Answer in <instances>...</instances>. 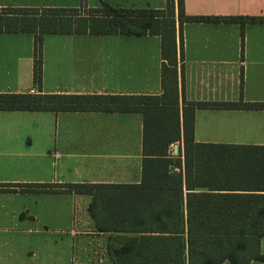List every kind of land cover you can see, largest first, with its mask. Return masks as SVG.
Segmentation results:
<instances>
[{"label":"crops","instance_id":"1","mask_svg":"<svg viewBox=\"0 0 264 264\" xmlns=\"http://www.w3.org/2000/svg\"><path fill=\"white\" fill-rule=\"evenodd\" d=\"M35 1L0 0V8L167 7V0H72L76 6L67 7ZM183 10L190 17L264 18V0H183ZM182 42L181 107L183 99L264 104V23L243 30L236 23H184ZM33 46V35L0 33V95L162 94L158 36L43 35L40 88L33 82ZM193 141L234 147L215 151L216 157H262L264 151L249 148L264 147V108L196 110ZM173 145L169 153L175 156ZM142 164L140 114L0 111V264H98L87 249H107L108 238L118 234L96 229L88 212L90 196L55 186L137 185ZM42 185L50 191H25ZM232 190L214 193H254L253 188ZM111 239L109 249L118 247ZM259 249L264 257V237Z\"/></svg>","mask_w":264,"mask_h":264},{"label":"trees","instance_id":"2","mask_svg":"<svg viewBox=\"0 0 264 264\" xmlns=\"http://www.w3.org/2000/svg\"><path fill=\"white\" fill-rule=\"evenodd\" d=\"M163 11L102 4L79 14L69 8H0V33L34 38L33 82L40 88L43 35L158 36L161 89L150 95L1 94L0 111L140 114L143 118L142 179L137 185L68 184L58 191L91 197L88 212L102 233L118 234L108 249L112 264H250L264 261V156H213L231 146L193 141L200 109L264 108V104L179 102L184 91V23H264V18L185 16L183 0ZM85 9V7H82ZM74 17V19H72ZM177 18V19H176ZM243 34V32H242ZM180 78V81H179ZM178 143L176 157L169 153ZM237 149H248L237 147ZM264 151V147H250ZM182 161L184 174H182ZM179 172H171L173 169ZM51 186H25L49 190ZM249 192L214 193V192ZM31 189V190H30ZM205 189L206 192H195ZM0 192H2L0 190ZM134 235V236H128Z\"/></svg>","mask_w":264,"mask_h":264},{"label":"rangeland","instance_id":"3","mask_svg":"<svg viewBox=\"0 0 264 264\" xmlns=\"http://www.w3.org/2000/svg\"><path fill=\"white\" fill-rule=\"evenodd\" d=\"M35 2L38 3L39 5H42V6H55V7L76 6V5H73L74 1H72V0H36ZM83 6L85 7V5L83 3H81L80 7L77 8L80 12L79 14H82V13H84L82 15L88 14L87 8L82 9ZM72 19H74V17ZM181 65H182L181 62H178V68H180ZM173 157H176V155ZM111 238L112 237L108 238L107 249H87L90 252L91 260L93 262H95V263L97 262L98 264H112L111 258L108 254L109 253L108 252V249H109L108 245H109V240ZM111 240H113V238ZM112 243L117 245V243H115V242H112Z\"/></svg>","mask_w":264,"mask_h":264},{"label":"water","instance_id":"4","mask_svg":"<svg viewBox=\"0 0 264 264\" xmlns=\"http://www.w3.org/2000/svg\"><path fill=\"white\" fill-rule=\"evenodd\" d=\"M173 151H174V154L176 155L178 152V145H173ZM172 172H173V170H172Z\"/></svg>","mask_w":264,"mask_h":264},{"label":"built area","instance_id":"5","mask_svg":"<svg viewBox=\"0 0 264 264\" xmlns=\"http://www.w3.org/2000/svg\"><path fill=\"white\" fill-rule=\"evenodd\" d=\"M33 92L31 91V94H32Z\"/></svg>","mask_w":264,"mask_h":264}]
</instances>
